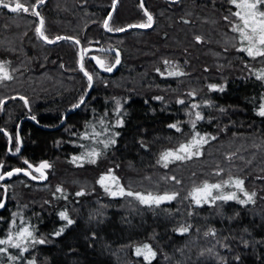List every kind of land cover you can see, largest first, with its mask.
I'll return each instance as SVG.
<instances>
[{"label":"trees","instance_id":"trees-1","mask_svg":"<svg viewBox=\"0 0 264 264\" xmlns=\"http://www.w3.org/2000/svg\"><path fill=\"white\" fill-rule=\"evenodd\" d=\"M6 2L14 5L15 0ZM20 2L31 8L36 0ZM115 3L49 0L39 9L49 39L71 36L84 49H115L121 57L118 70L107 74L91 56L111 66L116 54L84 56L93 92L58 130L89 91L80 71V47L68 40L46 43L35 32L39 17L0 8V63L12 76L0 83V100L5 101L0 107V174L25 170V161L34 170L43 162L51 166L44 170V181L15 174L0 182L5 205L0 208V239L28 226L45 241L29 244L16 261L8 257L20 256L19 249L0 245L8 248L0 253V264L33 259L36 264H147L135 254L145 244L157 254L151 264H264V117L257 114L264 103V80L256 78L264 70V58L238 51L239 33L232 31L236 18L231 23L224 19L236 11L227 0H145L155 22L150 30L129 27L147 22L141 0H119L109 27L131 28L120 34L103 26ZM174 70L184 75H167ZM195 111L204 119L193 129L190 113ZM196 132L209 137L203 155L167 168L157 162ZM107 139L115 143L105 147L99 142ZM92 150L100 153L95 163L85 157ZM232 153L236 155L229 161ZM218 169L224 171L216 175ZM109 170L126 190L179 195L158 207L113 197L98 182ZM229 176L244 180L245 190L256 193L255 203L197 206L189 196L205 181L218 183ZM58 187L63 191L57 192ZM181 226H190L189 232L181 235ZM210 229L214 237L204 235Z\"/></svg>","mask_w":264,"mask_h":264},{"label":"snow or ice","instance_id":"snow-or-ice-1","mask_svg":"<svg viewBox=\"0 0 264 264\" xmlns=\"http://www.w3.org/2000/svg\"><path fill=\"white\" fill-rule=\"evenodd\" d=\"M229 4H231L236 11H230V16H225L224 19L226 21H229L231 23V17L236 18V23L232 26L233 32H238L240 41H241V47L238 49V51L244 52L247 54L248 57L252 59L256 58H264V0H227ZM44 0H36V3L29 8L25 5V3L20 2V0H15L14 5L12 3L6 2V0H0V7L4 9H8L12 13H27L35 17H39V26L35 28V32L39 39L43 40L46 43H55L60 40H68L73 41L75 44H79L80 41L74 37L71 36H57L54 39H49L47 35H45L44 32V19L40 15V12L37 10L39 5L43 4ZM143 6V5H141ZM145 15L147 16V22L139 25H130L129 27H139V28H149L152 26L153 23V17L145 11ZM111 19V16H109V19L104 20L103 26L108 31H125L124 28H117L112 29L109 27V20ZM187 23V21H185ZM198 42L201 40V37L197 36L195 38ZM93 59L96 61V63L102 67L105 71L111 72L116 64L120 63L119 60V54L117 53V57L115 60V64L111 66H107L105 64V61L93 57ZM84 56L81 54L80 56V71L84 73V76L87 77L88 80V86L89 88L92 86L93 76L89 74L84 69L83 64ZM165 64H168V61H164ZM157 71H160L157 69ZM163 75V73H161ZM169 76H182L184 73L180 71H169L167 73ZM256 78L258 80H264V70H261L259 74H257ZM12 76L5 70V66L3 63H0V83L6 80H11ZM210 89H215V85H210ZM221 91L223 89H220ZM189 95H194V93H189ZM12 99H16V97H12ZM25 105L28 104V100L21 96L19 97ZM159 99V98H158ZM180 104H184V100H178L177 101ZM5 103L4 100H0V107L3 106ZM81 103H83V98H81ZM74 107H79V105H75ZM192 107L198 108L199 105H192ZM259 116L264 117V103L260 104L259 110L257 113ZM190 115L195 116V120L191 121L192 128L195 129L196 127V121L204 119L203 115L199 111H195L194 113H190ZM34 119V117H33ZM122 121L118 120L117 125H121ZM171 128H175L177 131H180V128L176 124L169 125ZM5 135H8L7 132L4 133ZM97 135H100L97 133ZM118 135V134H117ZM85 138H88L85 136ZM11 139V137H9ZM210 139H216L215 136L210 137ZM104 144L105 147H108L109 144H114V139H107L105 141H99ZM209 143V137L207 135H201L199 132H196L192 139L185 144H181L179 148L176 150H167L164 153L161 154L160 159L157 161L158 163H162V166L167 168L169 163H173L175 161H185L192 159L193 157H199L203 155L202 149L205 144ZM16 152H19V148L16 149ZM100 153L96 152L95 150L89 151L85 154V157L88 158L90 163H95L94 157L99 156ZM235 153H232L227 157L229 161H231L235 157ZM85 157H74L73 161L77 159H84ZM28 165V168L31 169L33 166L31 164H28L27 161L24 162ZM2 167V165H0ZM51 167L47 162H43L35 169L36 172H39V177L32 175L30 171H25L20 168L13 169L11 171H8L6 173L0 174V180H3L5 177H11L15 174H19L20 172H24V175L31 176L32 179H44L45 178V172L44 170ZM224 169H218L216 171V175H220L221 172H223ZM171 180L175 181L176 183H180L179 180L176 179L175 176L170 178ZM105 181H111L113 185L114 190H110L106 185ZM102 186H105V191H108L110 195L113 197L115 196H129L133 197L135 200H137L140 204L146 205V206H159L162 203L165 202H171L173 200H176L179 193L177 192H165L163 194H153L151 192L145 194L141 192H133L131 190H126L119 182V179L112 173L111 170H109V173L107 175L101 176L100 180L98 181ZM230 187L234 188V191L225 192L224 188ZM63 190L61 188H57V192H62ZM215 193V194H214ZM238 193L242 194V197L238 195ZM76 195H83V192H78ZM189 196L191 197L192 201L197 205L201 206L203 204H215L217 201H236L241 205H247L249 203H255V196L256 193L252 192L249 193L244 188V180L240 178H233L232 176H229L227 180H222L218 183H208L205 181L201 186L193 188V190L189 193ZM5 205L2 201H0V208H3ZM61 219L67 221V224L71 225L73 221L68 217L66 212L60 213ZM12 225L15 227L16 220H12ZM190 229V226H181L177 231L183 235L185 233H188ZM63 231V229H61ZM59 235L60 233H56ZM205 236H215L216 232L214 230H209L208 232L204 233ZM45 241L43 239H37L33 231L28 226H23L18 228L15 233L9 232L6 239H0V245H8L11 248L19 249L20 256L16 255H10L8 258L9 260L16 261L18 259L22 258V254L24 252H27L29 250L28 245L32 244H44ZM8 248L0 247V253H7ZM135 254L138 257H143L144 261L147 262V264H151L152 260L156 257V252L151 248L150 245H143V247H137L135 250ZM28 264H36L35 260H29Z\"/></svg>","mask_w":264,"mask_h":264},{"label":"water","instance_id":"water-1","mask_svg":"<svg viewBox=\"0 0 264 264\" xmlns=\"http://www.w3.org/2000/svg\"><path fill=\"white\" fill-rule=\"evenodd\" d=\"M48 1H49V0H44V3L41 4V5H39V7H38L37 10L39 11V9L41 8V6L45 5ZM115 1H116L115 6H114V8L112 9V11L110 12V15H109V16H112L113 11L117 8V6H118V4H119V0H115ZM168 1L171 2V3H174V4H175L176 2H179L180 0H168ZM141 5H143V6H142L143 10H144V11H147V10H146V7H145V0H141ZM0 8H2V7H0ZM3 9H4V8H3ZM5 10L8 11V9H5ZM147 13H149V12L147 11ZM109 16H108V19H109ZM154 24H155V22H154V20H153V23H152V26H151V27H149V28H140V29L150 30V29H152V28L154 27ZM131 28H139V27H131ZM131 28H127V29H125V31H127V30H129V29H131ZM106 31H108V30H106ZM125 31L114 32V34H120V33L125 32ZM51 44H54V43H51ZM78 46L80 47V56H81V54H83V56H85V55H88V54L91 53V52H99V51H103V52H105V53H107V54L113 53V54H116V55H117V53H118V51L115 50V49H110V50H109V49H101L100 47H99V48H98V47H88L87 49H84V48L82 47L81 43H79ZM118 54H119V53H118ZM93 57H97V56H95V55L91 56L92 59H93ZM97 58H98V57H97ZM100 59H101V58H100ZM119 60H120V62H121L120 54H119ZM93 61L95 62L96 66H97V68H98L99 70H101L102 72L107 73V74H111V73L117 71V70H118V66H119V64H120V63H119V64H116L115 67L113 68V70H112L111 72H108V71H105L102 67H100V66L96 63V61H95L94 59H93ZM83 63H84V60H83ZM93 87H94V80L92 81V86L89 88L88 94H87V95L85 96V98L83 99V103L80 102L79 107H76L75 109H72V110L68 111V113L66 114L65 118L62 120V122L60 123V125H58V128H57L56 130H58L59 128L63 127V124H64L65 120L68 118L69 114L74 113V112H76L77 110H79V108L84 104V102H86V101L88 100V98L90 97L91 93L93 92V91H92V90H93ZM29 118H30V117H29ZM30 119H32V118H30ZM26 171H27V170H26ZM44 172H45V171H44ZM19 174L24 175V172L22 171V172H20ZM13 176H15V175H13ZM24 176H26V175H24ZM29 177H31V176H29ZM8 178H9V177H5L3 180H0V182H4V180H6V179H8ZM46 178H47V173L45 172V178L42 179V181L46 180Z\"/></svg>","mask_w":264,"mask_h":264},{"label":"flooded vegetation","instance_id":"flooded-vegetation-1","mask_svg":"<svg viewBox=\"0 0 264 264\" xmlns=\"http://www.w3.org/2000/svg\"><path fill=\"white\" fill-rule=\"evenodd\" d=\"M26 170H27V171H30V172L32 173V175H34V173L36 172L33 168L29 169V168L26 167L25 171H26ZM33 171H35V172H33ZM36 173H37V174H36L37 177H39L40 173H39V172H36ZM36 175H35V176H36ZM29 178H31V177H29ZM31 179H32V178H31ZM34 180H37V181H38L39 178L34 179Z\"/></svg>","mask_w":264,"mask_h":264},{"label":"rangeland","instance_id":"rangeland-1","mask_svg":"<svg viewBox=\"0 0 264 264\" xmlns=\"http://www.w3.org/2000/svg\"><path fill=\"white\" fill-rule=\"evenodd\" d=\"M9 44H11V42H9ZM105 185H106L109 189L114 190L111 181H105ZM104 188H105V186H104Z\"/></svg>","mask_w":264,"mask_h":264}]
</instances>
